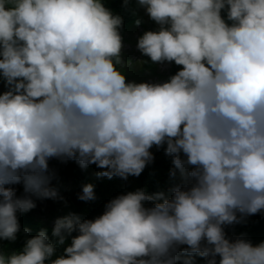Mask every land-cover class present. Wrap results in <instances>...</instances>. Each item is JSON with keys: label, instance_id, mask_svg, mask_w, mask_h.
Returning a JSON list of instances; mask_svg holds the SVG:
<instances>
[{"label": "clouds", "instance_id": "9594fccd", "mask_svg": "<svg viewBox=\"0 0 264 264\" xmlns=\"http://www.w3.org/2000/svg\"><path fill=\"white\" fill-rule=\"evenodd\" d=\"M135 5L158 26L137 50L180 66L166 82H126L122 19L102 0H0V240L15 241L34 200L63 199L52 158L126 179L163 145L182 186L118 195L92 220L57 218V245L76 233L63 255L51 259L41 229L0 264H264V241L223 230L264 212V0ZM94 198L90 184L77 196Z\"/></svg>", "mask_w": 264, "mask_h": 264}, {"label": "trees", "instance_id": "16d2710c", "mask_svg": "<svg viewBox=\"0 0 264 264\" xmlns=\"http://www.w3.org/2000/svg\"><path fill=\"white\" fill-rule=\"evenodd\" d=\"M102 3L113 15H119L121 17L122 24L119 33L122 42L127 39L126 36L131 33L133 28L138 27L134 23L137 19L141 21L139 27L142 29L141 32L137 34V38L145 31H154L157 29L155 23L151 20L144 21L143 16L138 11L139 8L135 5V0H128L126 6L124 5L123 0H102ZM221 15L223 17L224 13L222 12ZM140 60L143 63L139 66L138 74L147 73L149 76L156 75L155 63L150 62L147 57L142 55ZM168 65L169 67L166 73L155 76L163 82H166L170 76L174 75L180 69V66H177L174 63L168 62ZM120 70L125 76L126 82L128 81L127 79H129V81H131V78L136 79L135 74H128L123 69ZM140 78H142V76L139 77V79ZM6 90L3 80H0V93H3ZM149 151L153 157L152 161L146 164L139 176H128L126 179L118 177H112L110 179L102 176L97 177L96 173L103 170L97 168L94 164L81 169L74 160L61 162L55 158L49 159L48 171L51 175L59 173L63 163L71 173V181L68 185L60 184L54 187L57 189L58 195L63 198L62 200H51V202L58 207L60 217L73 214L78 216L81 220H92L103 213L104 205L108 201L118 195L127 192H134L137 189H143L145 193L149 195L162 192L166 197L170 196L171 187L180 180L178 174L175 178L169 177V170L173 167L171 163L172 157L165 154L163 145L159 149L153 146ZM87 184L92 185L95 198L94 200L87 202L80 201L77 199V196L80 194L82 186ZM10 187L14 189L16 197L24 195L22 184L11 185ZM36 202L37 201L34 200L35 204ZM145 206L147 207L151 205ZM31 211L32 209L26 213H17L20 230L16 234L15 241L9 242L7 240H0V253L8 255L13 251L21 250L26 239L35 236L38 231L44 229L49 242H51L56 248L51 259H56L63 255L64 247L70 246L71 238L74 237L76 233L73 232L70 237H66L64 245H57L56 239L51 235L52 228L33 220L31 217ZM237 215L239 217V214ZM25 228L29 230L26 235L23 231ZM223 230L226 238L229 240L243 238L250 241L253 245H256L259 242L264 241V212H259L254 215L246 216L243 219H239L236 223L224 226ZM218 259L219 258L217 257V260ZM193 260L195 264H205V258L193 256Z\"/></svg>", "mask_w": 264, "mask_h": 264}, {"label": "rangeland", "instance_id": "374dc122", "mask_svg": "<svg viewBox=\"0 0 264 264\" xmlns=\"http://www.w3.org/2000/svg\"><path fill=\"white\" fill-rule=\"evenodd\" d=\"M139 13L143 16L144 21L146 22L149 20V18L145 15L143 9L139 8ZM156 28L158 27L155 24ZM141 27H135L132 29L131 33L126 36V39L124 42H122V61L125 62V67L122 69L126 71L128 74H135L136 79L131 78V82L135 83H162L163 81L159 78L155 77L158 74H164L168 71V63L163 64H155V73L154 76H149L147 73L138 74L139 66L141 63V53L136 48V38L137 34L141 32ZM139 79V77H141ZM129 81V79H127ZM127 81V82H128ZM61 171L59 173L53 174L52 179L50 181V186L55 187L60 184H66L68 185L71 181V173L70 170L66 167V165L63 163ZM181 185V180L176 182L172 187ZM182 186V185H181ZM171 187V188H172ZM35 207L31 211V217L36 222H39L47 227H53L54 221L57 218H60L59 209L56 207L51 200H36Z\"/></svg>", "mask_w": 264, "mask_h": 264}]
</instances>
